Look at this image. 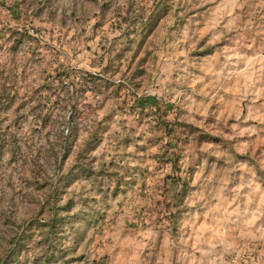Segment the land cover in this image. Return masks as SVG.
I'll return each instance as SVG.
<instances>
[{"label":"rangeland","instance_id":"obj_1","mask_svg":"<svg viewBox=\"0 0 264 264\" xmlns=\"http://www.w3.org/2000/svg\"><path fill=\"white\" fill-rule=\"evenodd\" d=\"M0 264H264V0H0Z\"/></svg>","mask_w":264,"mask_h":264}]
</instances>
